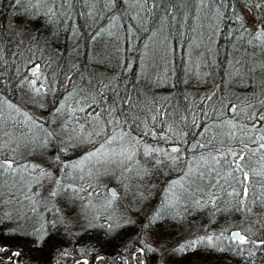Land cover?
I'll return each mask as SVG.
<instances>
[{
    "label": "trees",
    "instance_id": "obj_1",
    "mask_svg": "<svg viewBox=\"0 0 264 264\" xmlns=\"http://www.w3.org/2000/svg\"><path fill=\"white\" fill-rule=\"evenodd\" d=\"M256 4L0 0V163L16 166L0 170L4 264H264V180L252 181L264 159V43L255 38L264 5ZM36 63L52 87L42 96L29 83ZM23 94L36 105H17ZM83 127L123 130L162 150L178 143L183 160L134 171L133 182L66 175L61 164L78 159L63 148ZM32 135L47 149L21 168L11 141ZM109 183L126 192L113 197ZM236 230L248 244L233 243Z\"/></svg>",
    "mask_w": 264,
    "mask_h": 264
},
{
    "label": "rangeland",
    "instance_id": "obj_2",
    "mask_svg": "<svg viewBox=\"0 0 264 264\" xmlns=\"http://www.w3.org/2000/svg\"><path fill=\"white\" fill-rule=\"evenodd\" d=\"M156 49L158 51L160 50V48H158V47ZM101 56L103 57V59L105 61L108 62V64L116 65V66L118 65L117 61L115 60L116 55L114 53L107 54L102 50ZM153 71H155V63L154 62L149 67L150 75H152ZM194 75L195 74H194V70H193V81H194ZM36 79L37 78L35 76L31 75L30 81L36 80ZM190 79H191V77H190ZM188 81H190V80H188ZM0 82H1V79H0ZM19 97L20 98H19V102L17 105H21V103L23 102L25 104V106L28 107L27 103H25L24 101H28V103L32 107L36 105L35 102H37V100L32 98V96L23 94L22 97L24 99H22L21 96H19ZM236 98L238 99L239 97L236 96ZM74 104H76V102L73 99V100H71V106L72 107L71 106H68V107L70 109H73L76 111L77 108H75ZM232 112H234V109ZM59 127H60V125H59ZM57 128H58V125H57ZM82 129H83V131L81 132L82 134L79 133V137L75 142L72 143L70 151H67V148L65 146L63 148L64 152L66 151L65 155L70 157V159H72V155H73V157H76L79 160L84 155L85 151H87V150H89L95 146L94 143H85L86 140L91 139V140L95 141V143H100L104 139V137L95 136V132L100 130L99 128H97V130H96V128L90 129V128L83 127ZM120 131L121 130H117L115 132H120ZM63 135L67 136V138L69 140L74 139V135L67 134V132L64 133ZM35 138H36V136H33V135L28 137V138H24L23 136H21V137L17 136L16 138H14L11 141L12 143L15 144L14 149L16 150L12 154V156L15 157L13 159H18V162L20 160V162L22 163L21 168H25V167L28 168V167L32 166V165L26 166L29 164V161H30V159L27 156L32 154L34 159L39 158V155L42 154L41 150L47 149L46 143H44L43 141H37V143L34 145L32 143V141H34ZM120 143L123 144L124 141H121ZM114 147H117V151H119L118 146L114 145ZM145 147H146L145 145L142 146V145L135 142L136 152H135V155L132 156V158L130 160L124 159L123 163H114V164H110V165H101L98 162L93 161L91 164H89V163L84 164L82 166L83 170H81L80 168H76V169H72V168L69 169L68 168V170H67L68 174H66V175H69V176L72 175L73 176V174L78 172L80 174V176L84 178V180L93 179V180H100L101 182H105V183H108L110 181H116V180H122V181L123 180H129V181L133 182V181H135V178H137L136 175L134 174L137 172H134V171H138L139 169H142V168L149 166V165H159L161 167V169L165 168L166 166H169V164L167 162L168 159L173 160V161L183 160L182 157L184 154L182 152L177 153V154H174L175 152H173V155L172 154L169 155V153L171 151L166 153L165 150H163L165 155H163V154L161 155L160 153L158 155L156 153H152L150 155H145L144 151H143V149ZM7 149L13 151L12 147H8ZM177 152H179V151H177ZM0 153L5 154L4 150L0 151ZM174 158H178V159H174ZM118 159H123V158H118ZM64 161H65V159H64ZM157 161H159V162H157ZM12 164H13V161H12ZM13 167H14V169H16V166L14 164H13ZM90 168H91V175H89ZM58 177H60V175H57L56 178H58ZM40 178L51 179L52 177L51 176L48 177L47 175H44V176H40L39 179ZM68 180H69V178H68ZM122 184H123V182H121V186H122ZM107 185L109 187H114L116 190H120L122 193L126 192L125 191L126 189H124L123 187L119 189V187H121L119 184H118V187L114 186L113 183H109ZM252 196L256 198L257 195H252ZM14 261L16 263H19V260H16V258H14Z\"/></svg>",
    "mask_w": 264,
    "mask_h": 264
},
{
    "label": "snow or ice",
    "instance_id": "obj_3",
    "mask_svg": "<svg viewBox=\"0 0 264 264\" xmlns=\"http://www.w3.org/2000/svg\"><path fill=\"white\" fill-rule=\"evenodd\" d=\"M16 3H19V0H16ZM261 5H264V0H257V7H260ZM257 22V31L255 34V38L257 40H260L262 43H264V17H257L256 18ZM41 65L39 63H36L34 65V70L32 71V75L35 76L37 79L30 81V85L33 89V92L36 95L42 96L46 95L49 91L52 90L51 85H47V77L41 72ZM70 99V96L68 98H65L64 103H61L58 105L56 111L60 112L63 110L67 104V100ZM11 106V105H10ZM89 107L93 108V111H96L95 106L89 105ZM80 111H85L83 107L79 109ZM19 111V109H17ZM75 112V110H73ZM27 116V114H25ZM91 115V113L89 114ZM98 115V112H97ZM28 119H31V117H28ZM260 120H264V112H261L260 116L258 117ZM116 123L117 125L119 124V120L114 119L110 120L107 122V124H112ZM147 134V133H146ZM96 136H104V139L100 143H95V141L89 139L86 140L85 143H94L95 146L87 151H85L84 155L75 163H70V164H61L62 168H80L83 170L82 166L86 163L91 164L93 161L98 162L101 165H110L114 163H123L124 159L130 160L132 156L135 155L136 149H135V141L132 138V136L121 130L120 132H112V133H107L105 128H101L97 132H95ZM264 139V137H262ZM124 141L123 144L120 142ZM114 145L118 146L119 151H117V147H114ZM203 146V145H201ZM261 148H264V144L261 145ZM144 154L145 155H150L152 153H156L157 155L162 151L159 147H153V146H146L144 149ZM179 149L173 148L172 152H177ZM234 156H237L240 160H243V153H234ZM118 158H123V159H118ZM57 159H59L57 157ZM178 159V158H174ZM159 162V161H157ZM94 166V165H93ZM13 169V164L11 161V158L8 160L4 161L3 163H0V170L7 171ZM89 175H91V168L89 170ZM244 179L247 180V173L244 174ZM61 190H71L76 193H79L81 191H87V189H79V188H72L71 186H68L67 188H64L61 186ZM52 196L57 195V191H53L51 193ZM111 195L113 197L116 196V192L114 190L111 191ZM232 241L233 243H237L240 245H246L249 243V240L245 237L242 236L239 232L232 233ZM203 242V240L201 241ZM213 238L209 236L207 238V243L212 244ZM195 243V241L191 242ZM261 245H264V241L259 242ZM191 246V244L189 245ZM182 250V249H181ZM5 251L4 248H0V252ZM141 252H143V249H141ZM21 253L19 251L13 252L12 256L13 257H19ZM0 264H4L3 260H0ZM84 264H88L87 261L84 262Z\"/></svg>",
    "mask_w": 264,
    "mask_h": 264
},
{
    "label": "bare ground",
    "instance_id": "obj_4",
    "mask_svg": "<svg viewBox=\"0 0 264 264\" xmlns=\"http://www.w3.org/2000/svg\"><path fill=\"white\" fill-rule=\"evenodd\" d=\"M261 147V146H260ZM173 148H177L180 150L181 146L178 145V143H175V144H170L169 148L167 150H165L166 153H168L169 151L172 152V149ZM160 154L162 155H165L163 150L160 152ZM247 177H248V180H249V175L247 174ZM252 178L254 181V179H259V181L261 180H264V159H260L258 160V165L256 166L255 170H254V173L252 175ZM233 233V232H232Z\"/></svg>",
    "mask_w": 264,
    "mask_h": 264
},
{
    "label": "water",
    "instance_id": "obj_5",
    "mask_svg": "<svg viewBox=\"0 0 264 264\" xmlns=\"http://www.w3.org/2000/svg\"><path fill=\"white\" fill-rule=\"evenodd\" d=\"M33 70H34V68H31L29 72L32 74V71H33ZM231 110H232V109H231ZM112 190H114V191L116 192L115 188L110 187V188H109V192L111 193ZM116 195H117V192H116ZM235 232H238V231H235ZM235 232H233V233H235Z\"/></svg>",
    "mask_w": 264,
    "mask_h": 264
},
{
    "label": "flooded vegetation",
    "instance_id": "obj_6",
    "mask_svg": "<svg viewBox=\"0 0 264 264\" xmlns=\"http://www.w3.org/2000/svg\"><path fill=\"white\" fill-rule=\"evenodd\" d=\"M263 144V143H262ZM262 144H260V146L262 145ZM261 149H263L264 150V148H261ZM248 180V179H247Z\"/></svg>",
    "mask_w": 264,
    "mask_h": 264
}]
</instances>
